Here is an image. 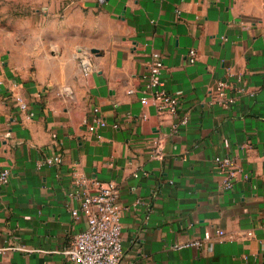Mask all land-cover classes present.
Returning <instances> with one entry per match:
<instances>
[{
	"label": "crops",
	"instance_id": "0c3cea01",
	"mask_svg": "<svg viewBox=\"0 0 264 264\" xmlns=\"http://www.w3.org/2000/svg\"><path fill=\"white\" fill-rule=\"evenodd\" d=\"M45 6L0 55V170H11L0 186V264H78L62 251L87 227L70 195L82 174L119 187L120 264H264V0ZM81 52L93 54L89 76ZM155 57L180 112L190 114L176 134L175 117L143 99ZM219 80L232 93L245 88L232 108L212 102ZM15 96L30 103L32 118ZM96 114L106 125L91 132ZM159 136L164 159L151 154ZM57 153L61 163L43 162ZM217 155L241 168L230 191L221 188ZM196 240L204 245L175 248Z\"/></svg>",
	"mask_w": 264,
	"mask_h": 264
},
{
	"label": "built area",
	"instance_id": "2783aa9c",
	"mask_svg": "<svg viewBox=\"0 0 264 264\" xmlns=\"http://www.w3.org/2000/svg\"><path fill=\"white\" fill-rule=\"evenodd\" d=\"M93 54L81 52L79 64L85 76L91 75L96 66L93 61ZM197 59V51L190 50L191 63ZM164 61L161 57H155L149 64L148 72L143 76L144 97L154 100L159 113H168L175 117L172 123L171 132L176 134L182 126H186L190 121L189 112L181 113L180 96L171 93L163 78ZM242 74H238L241 80ZM230 84L225 80H219L215 89L211 91L212 102L219 103L226 108H232L245 93L244 87H239L236 93L230 90ZM15 103L22 113H26L28 118H32L34 112L31 110L30 103L19 96H15ZM106 122L99 116L94 115L93 122L88 123L91 132L96 131L97 127H104ZM151 154L154 158L164 159L163 138L155 137L152 141ZM62 161V154L57 153L45 157V164L54 165ZM214 165L222 176L221 188L224 191L234 189L241 168L237 160L231 155H217L214 157ZM138 176V174H136ZM11 177L10 169L0 170V186L6 185ZM78 202L79 207L72 209L73 216L78 219L81 216L87 218V227L79 232L70 248L62 252L67 257L78 264H120L123 254V231L121 223L122 206L119 203L120 191L116 182L102 181L88 175H76L73 179V190L70 193ZM220 236L225 234L224 230L217 231ZM211 238L208 231L205 240ZM204 245V241L196 240L187 243L177 244L175 248L181 249L187 246ZM10 249L25 250L24 246H13ZM5 250L0 248V251Z\"/></svg>",
	"mask_w": 264,
	"mask_h": 264
},
{
	"label": "rangeland",
	"instance_id": "374dc122",
	"mask_svg": "<svg viewBox=\"0 0 264 264\" xmlns=\"http://www.w3.org/2000/svg\"><path fill=\"white\" fill-rule=\"evenodd\" d=\"M47 0H0V55L7 47L15 45L16 35L27 27L31 32L32 13L39 7L40 12L46 8ZM38 2L40 5H38ZM38 5V6H36ZM23 24V25H22Z\"/></svg>",
	"mask_w": 264,
	"mask_h": 264
},
{
	"label": "water",
	"instance_id": "95a60500",
	"mask_svg": "<svg viewBox=\"0 0 264 264\" xmlns=\"http://www.w3.org/2000/svg\"><path fill=\"white\" fill-rule=\"evenodd\" d=\"M92 53H94V50H93V52Z\"/></svg>",
	"mask_w": 264,
	"mask_h": 264
}]
</instances>
